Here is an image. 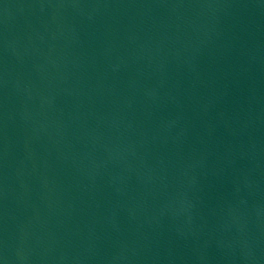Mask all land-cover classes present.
<instances>
[{
  "label": "water",
  "instance_id": "1",
  "mask_svg": "<svg viewBox=\"0 0 264 264\" xmlns=\"http://www.w3.org/2000/svg\"><path fill=\"white\" fill-rule=\"evenodd\" d=\"M0 264H264V0H0Z\"/></svg>",
  "mask_w": 264,
  "mask_h": 264
}]
</instances>
